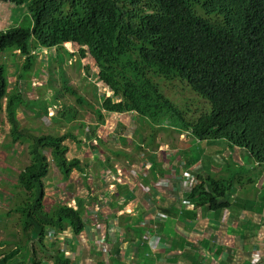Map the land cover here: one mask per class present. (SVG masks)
<instances>
[{"label": "trees", "instance_id": "16d2710c", "mask_svg": "<svg viewBox=\"0 0 264 264\" xmlns=\"http://www.w3.org/2000/svg\"><path fill=\"white\" fill-rule=\"evenodd\" d=\"M4 2L14 6L27 4L31 16L28 27L0 30V113L5 96L4 113L11 141L26 143L30 156L29 165L17 174L26 199L15 211L24 215L25 232L31 230L27 247L33 250L32 244L38 245L51 264H73L58 248L48 253L43 243L52 232L55 246L68 228L74 237L79 236L84 230V202L76 201L75 209L57 204L52 212L46 210L44 178L50 169L47 154L66 180L71 172L81 169L82 162L77 157L67 159L68 147L64 142L81 141L71 132L38 135L21 127L17 106L30 105V101L19 84L35 63L32 44L47 53L53 46L86 40L96 60L99 79L112 91L102 95L103 111L135 113L151 129L158 128L155 135L174 130L178 135L193 137L191 145L225 141L246 149L264 168V0H0V4ZM10 47L25 56V61L6 94L1 53ZM60 54L56 52L55 58L59 59ZM154 77L186 81L195 94L208 102L210 110L193 116L188 108L171 99ZM68 90L75 93L71 87ZM155 135L151 137L152 144ZM190 149L191 146L181 149L178 154L185 155L192 164L198 159L188 155ZM150 160L154 165L156 156ZM155 166L160 174L165 172L160 169V162ZM231 167L219 176L196 172L197 184L182 188L183 200H190L200 211L229 209L235 202L232 195L236 187L250 188L240 178L236 183ZM261 171L260 168L257 178H249L257 190ZM245 193V189L237 192ZM248 193L253 199L249 198L247 203L256 212L258 200L260 204L264 201V192L259 199L255 190ZM254 230L256 239L258 230ZM18 251L3 255L0 263L17 264ZM29 262L48 264L35 259L31 252Z\"/></svg>", "mask_w": 264, "mask_h": 264}, {"label": "rangeland", "instance_id": "374dc122", "mask_svg": "<svg viewBox=\"0 0 264 264\" xmlns=\"http://www.w3.org/2000/svg\"><path fill=\"white\" fill-rule=\"evenodd\" d=\"M30 18L27 4L20 6H14L8 2L0 4V30L19 25L28 27ZM90 50L86 40L80 43L63 44L61 47L53 46L48 48L47 53L42 47L32 44L31 55L34 56L35 63L20 80V90L30 101V105L17 106V118L21 127L30 129L38 135H62L65 132H71L81 141V144H75L69 140L64 142L68 147L67 159L77 157L82 162L80 163L81 169L78 172L73 171L66 180L61 178L59 170L51 161L50 154H47L50 161L48 176L44 178V203L47 211L52 212L57 204H65L73 208L74 201L76 203V198L79 197L80 185L90 183L89 177H92V180L98 178L101 168H108L109 165L111 166L109 161L121 157L122 160L129 162V166L137 165L129 172L136 176L135 185L143 192L146 191L145 195L149 196V198L146 196V199L150 206L148 210L151 211L145 216V219L151 221L149 215L154 214L152 208L154 211L155 208H159V200L155 197L153 188L145 186L144 178H162L155 184V188H163L164 195L170 194L173 189L169 184L171 181L169 174L164 178L160 177L161 174L158 172L152 175L153 162L150 157L155 155L156 160L160 162L163 157L170 156L168 151H172L174 155L189 146L191 149L188 155L192 154L194 157L200 156V158L202 156L206 166L210 158L214 156L215 164L219 163L214 168V176L225 175L224 169L232 166L231 171L232 173L235 171L233 176L236 183L240 178L242 182L245 181V184L250 185V188H246L249 192L252 190L257 193L264 192L263 171L259 174V190L256 188L257 185L250 182L251 176L257 178L256 174L261 167L246 149L240 152L242 155V161H240L237 160L238 154L235 153V146L225 141H217L216 144H213L214 141H212L211 145L200 141L191 145V141H194L193 137H187L185 134L178 135L174 130L160 131L158 135H155L154 132L158 128L151 129L135 113L108 114L103 111L102 95L104 93L112 94V91L99 79L96 60ZM56 52L61 53L59 59L55 58ZM24 61L25 56L20 55L12 47L1 53L6 94L10 92L16 82V77ZM85 65H88L89 68L85 69ZM134 79L136 78L134 77ZM154 81L177 104L188 108L193 116H199L207 109L210 110L208 102L195 94L186 81L181 79L166 80L163 77H154ZM69 87L75 91L74 94L68 90ZM4 101L5 96L2 99L3 106L0 113V248L4 247L0 251L6 252L15 246L20 249V254H24L29 251L27 247L28 244L30 245L28 233L31 230L25 232V226H22L25 221L24 215L15 211L16 206L26 199L25 192L18 185L17 174L22 168L29 165L30 156L26 143L19 144L11 141L9 125L4 113ZM152 135L156 137L155 144L151 143ZM88 136L91 138L88 139ZM216 154H221L220 162L215 157ZM178 155L179 160L186 161L185 155ZM157 161H154V165H157ZM83 169L87 172L86 175H84ZM126 170L124 176H129L128 169L126 168ZM188 170L191 169H183L182 176H185ZM174 185L176 186L175 183ZM101 188L100 184L99 189ZM150 190L151 192H149ZM102 215L105 216L104 213ZM91 216L93 215L89 213L85 219L88 220ZM95 219L97 218L95 217ZM143 230L146 231L145 228ZM67 232L72 236L70 230ZM52 244H55V241L53 233L49 232L45 245L51 247ZM35 256L44 258L42 252L35 253ZM22 257L25 256L22 255ZM26 259L28 260V258ZM14 262L12 261L10 264ZM16 263L20 264V261ZM26 263L31 264L29 260ZM47 263L51 264L48 260Z\"/></svg>", "mask_w": 264, "mask_h": 264}, {"label": "crops", "instance_id": "0c3cea01", "mask_svg": "<svg viewBox=\"0 0 264 264\" xmlns=\"http://www.w3.org/2000/svg\"><path fill=\"white\" fill-rule=\"evenodd\" d=\"M234 149L238 154L236 159L242 161L240 152L243 149ZM168 153V158L159 160L160 169L165 170L164 173L161 171L160 177L171 176L169 184L172 185V192L164 195L163 188H155L162 178H144L145 186H151L159 200V208H155V211L152 208L154 214L149 215L151 221L145 219L151 211L148 210V195L135 185L136 176L129 172L137 165L131 167L128 161L120 157L109 161L111 166L108 168H101L98 178L92 180L89 177L90 183L80 185L79 197L76 198L77 202H84L81 214L84 230L80 237L71 236L68 228L60 237L62 241L55 246L52 244L48 247L44 241V250L51 253L58 248L73 264H250L251 256L255 253L262 255L259 264H264V201L260 204L258 200L254 212L247 203L252 198L248 190L237 186V191L232 195L235 202L229 209L224 212L200 211L194 208L190 200L181 199L183 169L190 168L203 176L215 174V169L212 170L209 163L206 166L202 156L195 157L198 160L190 164L187 159L179 160L178 154L173 155L172 151ZM215 157L219 160L221 154ZM213 161L214 156L209 162ZM152 167V175L159 173V168L155 165ZM126 168L129 176H124ZM83 173L87 174L84 169ZM240 189H245L246 193L238 195ZM73 208H76L75 201ZM89 213L93 216L87 220L85 217ZM254 229L258 230L256 239ZM146 234L149 239L145 238ZM32 248L24 254L18 251L15 259L24 264L28 262L31 252L35 259L46 263L48 259L35 256V253L42 252L39 246L33 243ZM14 250H17L15 246L6 252L0 251V257L10 255Z\"/></svg>", "mask_w": 264, "mask_h": 264}, {"label": "built area", "instance_id": "2783aa9c", "mask_svg": "<svg viewBox=\"0 0 264 264\" xmlns=\"http://www.w3.org/2000/svg\"><path fill=\"white\" fill-rule=\"evenodd\" d=\"M185 179V184L186 185H196L197 184V178L195 175H193L191 172H187V174L184 177ZM102 242V241H101ZM251 263L252 264H259V261L262 260V255L261 254H254L251 256Z\"/></svg>", "mask_w": 264, "mask_h": 264}, {"label": "clouds", "instance_id": "9594fccd", "mask_svg": "<svg viewBox=\"0 0 264 264\" xmlns=\"http://www.w3.org/2000/svg\"><path fill=\"white\" fill-rule=\"evenodd\" d=\"M219 159V158H218ZM219 162H220V159L218 160ZM209 163V167L212 169V170H214V168L216 167V166H218L219 165V163H216L215 164V161H213L212 163H210V162H208ZM261 167V166H260ZM187 169V168H186ZM261 169H262V171H263V173H264V168H262L261 167ZM187 172H191L193 175H195L196 176V178H197V173L196 172H192L191 170H188ZM212 174V173H211ZM214 175V174H213ZM184 177L185 176H183L182 177V184H183V186H182V188L184 187V186H190V187H193L192 185H186L185 184V181H184ZM257 192V191H256ZM182 200H183V197L181 198ZM145 238L146 239H149V236L146 234L145 235Z\"/></svg>", "mask_w": 264, "mask_h": 264}]
</instances>
